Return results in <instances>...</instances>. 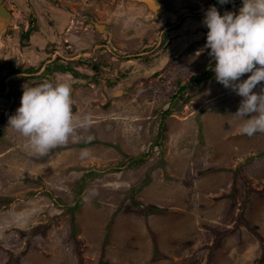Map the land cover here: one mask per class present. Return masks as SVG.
Listing matches in <instances>:
<instances>
[{
	"label": "rangeland",
	"instance_id": "rangeland-1",
	"mask_svg": "<svg viewBox=\"0 0 264 264\" xmlns=\"http://www.w3.org/2000/svg\"><path fill=\"white\" fill-rule=\"evenodd\" d=\"M0 5L14 32L0 47V264H79L68 210L79 201L83 264H264V243L248 228L257 225L264 237V133H241L242 98L216 81L207 34L129 0ZM194 6L186 0L177 16L209 2ZM92 19L112 32H94ZM26 28L32 38L23 44ZM55 55L96 57L101 72L83 81L39 73ZM205 66L213 78L177 101L163 146L153 147L178 81ZM67 78L73 111L91 115V126L46 155L31 154L9 117L25 88ZM148 152L140 166L127 161ZM90 171L104 174L86 178Z\"/></svg>",
	"mask_w": 264,
	"mask_h": 264
},
{
	"label": "clouds",
	"instance_id": "clouds-1",
	"mask_svg": "<svg viewBox=\"0 0 264 264\" xmlns=\"http://www.w3.org/2000/svg\"><path fill=\"white\" fill-rule=\"evenodd\" d=\"M230 2L218 0L221 5ZM153 7H158L155 0ZM203 24L208 29L205 47L214 61L216 81L242 98L235 113L245 118L241 133H264V0H242L238 12L223 14L213 5L206 10ZM246 73L250 75L241 79ZM73 84L71 78L57 79L24 89L8 123L27 139L31 154L46 155L75 140L78 128L91 126V115L80 118L73 111ZM258 85L260 91H254ZM88 156L87 149L81 152V158Z\"/></svg>",
	"mask_w": 264,
	"mask_h": 264
},
{
	"label": "trees",
	"instance_id": "trees-1",
	"mask_svg": "<svg viewBox=\"0 0 264 264\" xmlns=\"http://www.w3.org/2000/svg\"><path fill=\"white\" fill-rule=\"evenodd\" d=\"M33 32V29H29L26 31V34L24 35V38L26 41L30 40V36ZM138 59H143L142 57H137ZM83 67L87 69L94 70L98 74L100 73V68L102 67V64L100 62H97L94 58L92 59H68L62 55H58L54 58L53 60V65L46 67V71L48 73H54V72H60V73H70L72 74L75 78H81L82 74L81 71H79L78 68ZM213 78V68L210 66H205L203 69V72L201 74H194L192 75L188 80H179L178 81V88L173 94L172 99L170 101L169 106L162 110L161 112V121L159 124V130H158V136L156 138V141L153 143V147H159L161 148L163 146V141L166 137V131H167V123L166 119L173 114L174 111V105L177 103L178 100H182L185 102L187 100L186 93L189 90L191 86L199 85L206 83L207 81L211 80ZM264 83V82H262ZM4 87V82L2 83ZM259 86V85H258ZM4 122V121H2ZM149 153L143 154L142 156H137V157H130L129 163H131L133 166H140L144 164L147 161V158L149 156ZM163 160V164H164ZM161 163V164H162ZM160 164V165H161ZM104 173L103 172H96V171H90L86 174V178H92L95 176H102ZM86 179L84 178L83 181ZM151 181L150 176L147 178V180L144 182V185L149 184ZM81 201L76 203L73 207H69V213L71 214V225H72V233L73 237L75 238V241L77 242L78 245V254H79V264H83V258L81 256V250L79 249V246L81 244V240L78 238L77 233H78V225L75 220V212L78 211L81 208ZM148 212L156 213V214H161L163 210L156 208V207H147ZM248 228L250 231H252L255 236L262 242L264 243V237L260 234L258 231V226L257 225H248ZM151 235L153 238L154 242V258L157 260L160 257V252L158 248V243L156 239L155 233L151 230ZM108 241V240H107ZM108 243V242H106ZM219 245V242H217V246ZM264 258V255L260 258V261H262ZM210 264V263H209Z\"/></svg>",
	"mask_w": 264,
	"mask_h": 264
},
{
	"label": "crops",
	"instance_id": "crops-1",
	"mask_svg": "<svg viewBox=\"0 0 264 264\" xmlns=\"http://www.w3.org/2000/svg\"><path fill=\"white\" fill-rule=\"evenodd\" d=\"M209 2V6L208 8H210L211 6L215 5L221 12V14H223L225 11H236L238 12L239 8L242 6V0H231L230 3L228 4H224V5H221L218 3V0H190V3H193L195 6L194 7H197L198 5H204V7H206V3ZM184 3H186V0H165V14H167L168 16L172 17V19H176L177 17V20L179 22H184L186 24V26H193V27H196L197 29H199V34L202 35V34H207L208 30H207V27L203 24V19H204V15L206 13V9H201L200 10H195L196 14L192 13V12H188V14H184L181 18L179 16H177V12L180 11L181 9H183L182 7H184ZM198 7H201V6H198ZM194 12V11H193ZM194 14V15H193ZM188 15V16H187ZM187 17V18H186ZM188 17H194V18H188ZM94 26V25H93ZM173 25H170L166 28V30L170 29V27H172ZM88 29H90L88 27ZM93 29V28H92ZM28 30V28L25 29V31L23 32V34L21 35V41L22 43L24 44V42H26L25 38H24V35L26 34V31ZM94 32H98L94 26ZM100 34V32H98ZM91 34V32H90ZM32 38V35L30 36V39ZM92 41H95L94 39H91ZM92 41H89L88 42V45H91L92 44ZM57 53V51H56ZM56 56V55H55ZM78 57V56H77ZM77 57H74V58H77ZM55 58V57H54ZM47 60L43 67L41 68V70L39 71V73L45 75L46 77H52L51 76V73H48L45 69L46 67H49V66H52L53 65V60ZM73 59V58H72ZM79 71H82V73H86L83 77L81 78H76V79H80L83 81L92 77L93 74H95L96 72L94 70H91V69H87V68H83V67H80L78 68ZM53 74H62L66 77H71L73 79H75V77L70 74V73H60V72H54ZM21 98L20 97V100L21 101Z\"/></svg>",
	"mask_w": 264,
	"mask_h": 264
},
{
	"label": "water",
	"instance_id": "water-1",
	"mask_svg": "<svg viewBox=\"0 0 264 264\" xmlns=\"http://www.w3.org/2000/svg\"><path fill=\"white\" fill-rule=\"evenodd\" d=\"M129 1H136V2H141L143 4H145L147 6V8L152 11L156 16H160L162 14H164L165 12V4L161 1L155 0L156 5H158V7L154 8L153 7V2L154 0H129ZM92 24L95 26L96 30L100 33H111L112 32V28L108 27L106 24L103 23H99L96 20L92 19L91 20ZM6 31L8 32L9 36L8 39L10 38V34H12V28L9 27V20L7 15H5L1 9V5H0V47H2L3 45H5V41L4 40H8V39H4L3 40V35L6 33Z\"/></svg>",
	"mask_w": 264,
	"mask_h": 264
},
{
	"label": "flooded vegetation",
	"instance_id": "flooded-vegetation-1",
	"mask_svg": "<svg viewBox=\"0 0 264 264\" xmlns=\"http://www.w3.org/2000/svg\"><path fill=\"white\" fill-rule=\"evenodd\" d=\"M0 1H1V0H0ZM1 9H2L3 13H4L5 15H7L8 20H9L10 18H9L8 13L5 12V11H6L5 8H3V7L1 6ZM9 27L12 28V23L10 22V20H9ZM12 33H14V32H12ZM10 35H12V34H10ZM8 36H9V34H8V32L6 31V33L3 35V40H4V39H8ZM4 41H5V43H7V40H4Z\"/></svg>",
	"mask_w": 264,
	"mask_h": 264
},
{
	"label": "built area",
	"instance_id": "built-area-1",
	"mask_svg": "<svg viewBox=\"0 0 264 264\" xmlns=\"http://www.w3.org/2000/svg\"><path fill=\"white\" fill-rule=\"evenodd\" d=\"M94 59L96 60V57H94Z\"/></svg>",
	"mask_w": 264,
	"mask_h": 264
},
{
	"label": "bare ground",
	"instance_id": "bare-ground-1",
	"mask_svg": "<svg viewBox=\"0 0 264 264\" xmlns=\"http://www.w3.org/2000/svg\"><path fill=\"white\" fill-rule=\"evenodd\" d=\"M1 45V44H0Z\"/></svg>",
	"mask_w": 264,
	"mask_h": 264
}]
</instances>
